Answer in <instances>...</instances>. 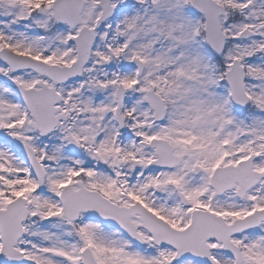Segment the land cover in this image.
Listing matches in <instances>:
<instances>
[{"label":"snow or ice","instance_id":"obj_1","mask_svg":"<svg viewBox=\"0 0 264 264\" xmlns=\"http://www.w3.org/2000/svg\"><path fill=\"white\" fill-rule=\"evenodd\" d=\"M0 264H264V0H0Z\"/></svg>","mask_w":264,"mask_h":264}]
</instances>
